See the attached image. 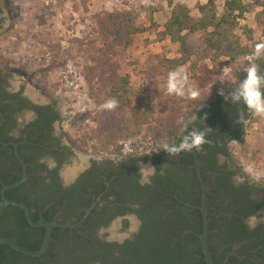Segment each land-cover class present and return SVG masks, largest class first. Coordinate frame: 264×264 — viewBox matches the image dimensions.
<instances>
[{
  "label": "flooded vegetation",
  "instance_id": "af4514ba",
  "mask_svg": "<svg viewBox=\"0 0 264 264\" xmlns=\"http://www.w3.org/2000/svg\"><path fill=\"white\" fill-rule=\"evenodd\" d=\"M248 76L242 75L230 92L219 96L217 104H199L189 120L198 118L188 125L189 131L207 133L206 143L195 151L206 187L207 239L214 254L223 258L221 264H264V182L245 173L229 153L230 139L237 136L251 111L241 101L232 104L234 112L223 116L232 103L226 102L223 95L233 92ZM21 78L26 82L25 77ZM32 113L35 119L31 123L18 122V117ZM205 115L221 123L222 130L218 133L205 130L210 122ZM219 115L225 119L219 120ZM62 117L55 97L34 86L27 88L23 81L12 83L8 73L0 68V183L6 178L19 176L21 180L24 176L17 149L26 175L18 185H23L20 194L31 195L36 204L28 207L22 199L14 201L27 206L31 219L37 212L38 218L33 221L45 219L72 225L53 227L48 248L42 254L46 256L40 255L39 261L142 264L138 250L146 238L145 229L149 230L150 224L156 222L164 226L166 220L180 218L182 203L194 210L200 206L196 202L199 195L201 202V182L193 152L189 160L193 180L190 189H181L180 184L174 187L177 182L165 178L181 162L182 152L169 156L166 151L155 154L143 151L140 146L137 151L121 153L85 152L79 141L65 132ZM184 134L187 133L182 128L176 135V143ZM44 157L49 159L41 163ZM142 167L157 171L150 177L151 183L143 186ZM183 190L194 203L182 201V197H188ZM45 211L47 217L42 214ZM250 216L258 220L254 229L246 223ZM113 225L119 233H112ZM190 232L197 235L193 228Z\"/></svg>",
  "mask_w": 264,
  "mask_h": 264
},
{
  "label": "trees",
  "instance_id": "16d2710c",
  "mask_svg": "<svg viewBox=\"0 0 264 264\" xmlns=\"http://www.w3.org/2000/svg\"><path fill=\"white\" fill-rule=\"evenodd\" d=\"M250 5L259 9L255 13V22L264 36V0H252L250 4L245 0H224L221 12L217 11L215 0H207L197 5L198 15L192 20L190 9L185 4L177 2L171 6L169 17L163 29L156 32V37L160 41L169 39L178 44L180 56L173 59L158 58L157 64L150 67L139 65V71L146 78L153 80L162 76L166 79L160 91L164 103L159 115L153 114L149 91L131 94V76L120 72V59L126 56L135 36L156 26L153 19L156 9H148V26L137 23L138 12L133 7L96 13L93 17L95 36L87 35L86 39L74 38L70 41L73 46L77 45V54L82 55L81 71L85 89L95 104V109L87 113L92 125L87 123L79 127V143L84 147V151L98 154L121 153L126 143L130 146L128 151H137L140 145L137 147L130 143L139 136L143 139L140 146L143 151L149 150L155 154L163 152L165 144H175L176 135L182 129L177 123L178 120H189L193 110L201 103L217 104L219 96L230 92L242 75H249V72L237 75L233 73L229 78H222L217 65L222 57L233 62L252 52L247 45L241 44L240 36L236 32L239 20L245 17ZM198 31H202L199 37L196 36ZM245 33L250 36L251 30L246 29ZM186 63H189L190 74L186 77L185 94H170L167 87L169 73L179 70ZM253 69L256 75L264 77V64H257ZM110 99L117 101V107L113 110L103 109L101 106ZM232 104L234 103L226 107L223 116L234 112ZM252 114L253 112L245 120ZM225 117L219 115L218 119L223 120ZM205 119L210 121L206 123L205 130L212 129L217 133L222 130L219 128L222 124L215 122L213 116L205 115ZM244 133L245 124L237 136L230 139L231 142L240 141L242 144ZM229 153L233 154L231 149ZM191 158V152H182L181 162L176 167L173 166V171L167 173L168 179L165 178V181L177 182L174 187L180 184L181 189H190L193 180L189 173ZM6 179L0 183V189L3 185L19 180V176L12 180ZM22 188L23 185L8 189L5 195L11 200L22 199L31 207V203L35 201L32 202L33 198L29 194H20ZM183 194L189 195L185 190ZM182 201L194 203L190 196L187 199L182 197ZM196 203L200 204V195ZM21 211L19 207L4 203L0 196V237L14 238L31 249H38L44 228L31 226ZM42 214L48 216L46 211ZM37 216V212H34L32 219L37 220ZM149 227V230L145 229L146 238L138 250L142 264H206L200 241L202 216L199 208L194 210L182 203L180 218L166 220L164 226L156 222ZM190 228H193L197 235L190 232ZM209 248L213 263L221 264L223 258L214 254L215 250L211 244ZM40 258L41 256H29L7 245H0V264H49L39 261Z\"/></svg>",
  "mask_w": 264,
  "mask_h": 264
},
{
  "label": "rangeland",
  "instance_id": "374dc122",
  "mask_svg": "<svg viewBox=\"0 0 264 264\" xmlns=\"http://www.w3.org/2000/svg\"><path fill=\"white\" fill-rule=\"evenodd\" d=\"M207 0H0V68L4 69L12 83L23 81L27 88L37 87L59 101L65 132L80 141L79 127L92 123L87 113L95 109L93 100L87 95L82 73V55L76 52L77 45L70 42L74 38L94 37V15L99 12L122 10L133 7L138 12L137 23L148 26V9L153 8L156 26L150 31L135 36L125 57L120 59L121 74L131 76V94L149 91L153 104V114L163 110L164 98L160 91L166 79L162 76L153 80L146 78L139 65L150 67L158 58H178V44L169 39L158 40L156 32L170 14L171 6L180 2L190 9L191 20L198 15L197 5ZM217 11L221 12L224 0H215ZM252 3V0H245ZM258 8L250 5L249 11L239 20L236 32L242 45L252 52L245 58L230 61L220 58V70L227 67L229 78L233 73H246L257 64H264V36L255 22ZM251 30L250 36L245 33ZM198 31L196 36H201ZM209 63V62H208ZM188 65L181 66V75L189 76ZM25 77L26 82L21 78ZM141 136L134 138L131 145L141 146ZM240 141H232V157L245 173L253 179L264 182V116L254 112L245 122V133ZM117 226V224H115ZM112 226V233H119ZM116 229V230H115Z\"/></svg>",
  "mask_w": 264,
  "mask_h": 264
},
{
  "label": "clouds",
  "instance_id": "9594fccd",
  "mask_svg": "<svg viewBox=\"0 0 264 264\" xmlns=\"http://www.w3.org/2000/svg\"><path fill=\"white\" fill-rule=\"evenodd\" d=\"M182 70L170 72L168 75V92L170 94L184 95L186 86V77L181 75ZM264 77H260L255 74L254 69H250L249 76L243 80L239 86L228 95H223L226 102L239 103L243 102L245 106L258 116H264ZM103 109L113 110L117 107V101L114 99L108 100L101 106ZM195 118H198L197 116ZM194 118V119H195ZM35 119V114H27L18 117V122L21 125L31 123ZM194 119L185 121L183 118L177 121L178 124L184 129L187 134H184L179 139V143L165 144L163 150L167 152L169 156L178 155L181 152H191L198 150L206 143L207 133L201 130H188L189 123H194ZM49 159L44 157L41 163ZM163 174V170L159 171ZM155 168H141L140 170V183L146 185L151 183V176L156 175ZM246 223L250 229H254L257 226L258 220L255 216H250L246 220Z\"/></svg>",
  "mask_w": 264,
  "mask_h": 264
},
{
  "label": "water",
  "instance_id": "95a60500",
  "mask_svg": "<svg viewBox=\"0 0 264 264\" xmlns=\"http://www.w3.org/2000/svg\"><path fill=\"white\" fill-rule=\"evenodd\" d=\"M15 148H16V146H15ZM192 152H193L195 160L197 162V171L199 174V178H200V182H201V190H202L201 191V202H200V206H199V210H200L201 216H202V229H201V234H200V241H201V246H202V250H203V254H204L205 263L206 264H214L213 259H212L211 250H210L209 244H208V239H207V237H208V223H207V210H206V187L204 184L202 174L200 172L197 153H196V151H192ZM16 154H17V157H18L20 163L23 166L24 176L22 177L21 180H19L17 182L3 186L0 190L1 198L5 203H7L9 205H13V206H17V207L22 208L26 214L27 221L33 226H43L45 228V233H44V237L42 240V244H41L40 248H38V249H31V248L19 243L15 239L9 238V237H0V245H7V246L12 247L15 250L20 251V252H22L26 255H29V256H40V255L44 254L48 248L49 241L51 238V232H52V229L54 226L66 227V226H72V225L62 224V223H57V222H49L45 219H41L39 221H33L31 219V216H30V211L24 203L14 201V200H10L6 197L5 191L18 186L19 184H21L25 180V177H26L25 165H24V162L21 159L17 149H16Z\"/></svg>",
  "mask_w": 264,
  "mask_h": 264
},
{
  "label": "built area",
  "instance_id": "2783aa9c",
  "mask_svg": "<svg viewBox=\"0 0 264 264\" xmlns=\"http://www.w3.org/2000/svg\"><path fill=\"white\" fill-rule=\"evenodd\" d=\"M247 59H248V61H251V57H249V56H247L246 57ZM218 67H220V66H218ZM221 70L223 71L222 73H228V72H230V70L231 69H229V68H227V67H223V68H221ZM129 143H126L125 145H124V149H123V152H125V151H128L129 150Z\"/></svg>",
  "mask_w": 264,
  "mask_h": 264
}]
</instances>
